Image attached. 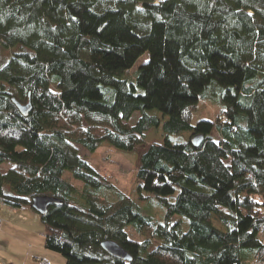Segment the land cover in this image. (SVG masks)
<instances>
[{"label": "trees", "instance_id": "1", "mask_svg": "<svg viewBox=\"0 0 264 264\" xmlns=\"http://www.w3.org/2000/svg\"><path fill=\"white\" fill-rule=\"evenodd\" d=\"M145 52L135 83L121 78ZM12 98H30L26 116ZM208 98L217 114L193 124ZM152 129L162 140L140 154L136 178L163 222L77 149L132 151ZM2 163L0 203L62 200L39 218L64 264L264 263V0H0Z\"/></svg>", "mask_w": 264, "mask_h": 264}, {"label": "rangeland", "instance_id": "2", "mask_svg": "<svg viewBox=\"0 0 264 264\" xmlns=\"http://www.w3.org/2000/svg\"><path fill=\"white\" fill-rule=\"evenodd\" d=\"M148 59V53H143L136 59L134 64L128 70L127 73L121 74L120 77L126 79L130 83H135V77L138 67ZM137 92H141L137 88ZM218 104L211 98L207 100H200L197 110L193 113L192 123L196 124L201 119H212L217 114ZM139 113H135L128 124L132 125L137 119ZM185 138L190 137V133L183 135ZM162 138L159 133L152 129L145 133L142 142L135 146L132 151H121L109 146L106 143L101 144L94 152H88L85 148L77 145L80 157L86 160L92 167L105 175L108 180L117 187L121 192L127 195L133 202H136L141 208L143 214L151 216L156 222H163L164 209L159 205L155 199L149 198L143 200L139 198V194H143V191L138 190V180L136 178V171L139 166V156L147 148L148 145L154 142L161 141ZM11 166L10 163H3L1 165V172H5ZM65 177L69 175V172L64 173ZM214 225L219 228H223L217 218L212 215ZM171 222H179L183 231L188 229V221L180 215H174ZM126 231L132 239L140 240L141 237L136 235L132 226H128ZM157 246L156 242L152 243L150 250ZM53 252V251H52ZM56 253V252H55ZM53 254V253H52ZM57 254V253H56ZM59 256H61L58 253ZM37 257L44 256H34ZM61 264L64 263V257L61 256ZM53 264H57L56 260H53Z\"/></svg>", "mask_w": 264, "mask_h": 264}, {"label": "crops", "instance_id": "3", "mask_svg": "<svg viewBox=\"0 0 264 264\" xmlns=\"http://www.w3.org/2000/svg\"><path fill=\"white\" fill-rule=\"evenodd\" d=\"M1 165L3 163L0 168ZM0 216L3 218L0 229V264H39L35 255L48 258L51 264L53 260L61 264V256L44 247V226L32 208H12L0 203Z\"/></svg>", "mask_w": 264, "mask_h": 264}, {"label": "water", "instance_id": "4", "mask_svg": "<svg viewBox=\"0 0 264 264\" xmlns=\"http://www.w3.org/2000/svg\"><path fill=\"white\" fill-rule=\"evenodd\" d=\"M13 103L18 108L20 113L24 116L28 114V112L31 110V100L28 98L26 103H20L16 99L12 98ZM191 143L194 147H198L202 141L203 136L202 135H194L191 138ZM62 200L55 198L53 196L49 195H40V196H34L31 198L30 206L31 208L38 214V215H44L46 214L48 207L51 205H61ZM100 246L104 251H106L110 256L130 262L132 259V256L119 244H117L115 241L112 240H104L100 243Z\"/></svg>", "mask_w": 264, "mask_h": 264}, {"label": "built area", "instance_id": "5", "mask_svg": "<svg viewBox=\"0 0 264 264\" xmlns=\"http://www.w3.org/2000/svg\"><path fill=\"white\" fill-rule=\"evenodd\" d=\"M151 1L153 2V4H158L165 0H151ZM2 225H3V218L0 216V229L2 228ZM36 261L39 264H51L50 260L46 257H37Z\"/></svg>", "mask_w": 264, "mask_h": 264}]
</instances>
